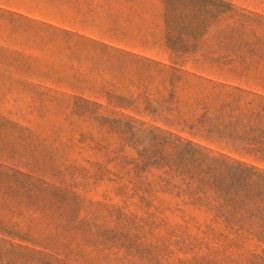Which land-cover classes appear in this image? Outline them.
<instances>
[{
	"label": "rangeland",
	"instance_id": "rangeland-1",
	"mask_svg": "<svg viewBox=\"0 0 264 264\" xmlns=\"http://www.w3.org/2000/svg\"><path fill=\"white\" fill-rule=\"evenodd\" d=\"M162 4L143 55L0 8V264H264V175L227 204L164 166L179 139L264 173V0Z\"/></svg>",
	"mask_w": 264,
	"mask_h": 264
},
{
	"label": "crops",
	"instance_id": "crops-1",
	"mask_svg": "<svg viewBox=\"0 0 264 264\" xmlns=\"http://www.w3.org/2000/svg\"><path fill=\"white\" fill-rule=\"evenodd\" d=\"M15 1V6H11L0 0V8L32 24L43 18L62 16L66 35L79 36L89 43L123 49L134 55L143 53L133 50L149 47L141 43L160 41L164 27L162 0H56L62 1L58 4L62 13L54 5L41 8L30 0Z\"/></svg>",
	"mask_w": 264,
	"mask_h": 264
},
{
	"label": "trees",
	"instance_id": "trees-1",
	"mask_svg": "<svg viewBox=\"0 0 264 264\" xmlns=\"http://www.w3.org/2000/svg\"><path fill=\"white\" fill-rule=\"evenodd\" d=\"M167 140H171L165 137ZM181 148L183 158L177 162L173 159L174 156H165L164 166L168 169L166 173L167 184L170 185L174 179L180 181V185L185 184V192L192 194L206 195L208 193L218 194L221 192L222 181H227L229 187L222 194V199L227 204H234L240 198L237 192H234L235 173L240 172L241 175L248 177H263L264 173L257 171L255 168L248 167L244 164L233 160L217 158L210 155L204 149L199 148L189 142H181L179 139L174 140ZM224 159V160H223ZM222 162V163H221ZM227 163V177L221 178L217 171V164ZM174 169V170H173ZM244 202V200H240Z\"/></svg>",
	"mask_w": 264,
	"mask_h": 264
}]
</instances>
